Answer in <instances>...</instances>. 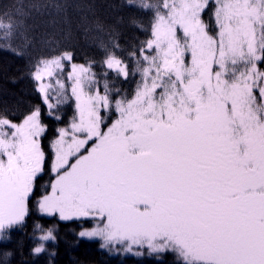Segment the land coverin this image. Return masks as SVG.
<instances>
[{
	"label": "snow or ice",
	"instance_id": "obj_1",
	"mask_svg": "<svg viewBox=\"0 0 264 264\" xmlns=\"http://www.w3.org/2000/svg\"><path fill=\"white\" fill-rule=\"evenodd\" d=\"M127 3L155 10L151 38L138 51L128 49L127 61L118 54V35L109 34L101 46L107 69L125 80L141 75L132 99L116 98L121 90L108 73L98 78L91 62L72 63L68 50L30 64L53 115L69 99L56 72L71 63L78 113L71 132L58 129L52 142L55 180L51 193L38 199V212L93 221L79 236L100 240L109 254H156L162 261L161 254L172 253L176 264H264V0ZM208 8L214 30L202 19ZM0 17L7 18L0 19V49L26 56L30 40L11 42L22 22L6 11ZM113 99L117 118L105 131L101 125L110 117L100 111ZM44 131L38 106L19 124L0 117V240H9L5 230L22 226L28 215L46 163ZM36 229L43 234L34 256L56 240L53 228L37 223ZM11 255L4 252L0 264Z\"/></svg>",
	"mask_w": 264,
	"mask_h": 264
},
{
	"label": "trees",
	"instance_id": "obj_2",
	"mask_svg": "<svg viewBox=\"0 0 264 264\" xmlns=\"http://www.w3.org/2000/svg\"><path fill=\"white\" fill-rule=\"evenodd\" d=\"M151 3L162 4V0H151ZM0 6V11L11 13L17 21L22 22L11 38L13 45L22 46L26 38L31 41L25 49L27 54L24 57L0 49V117L19 123L38 106L40 122L45 128L40 142L46 159L44 171L34 182L24 224L6 229L10 239L0 240V260L4 252H11L6 264H176L169 254L162 255V261H158L156 256L136 258L111 255L100 248L99 242L78 237L80 228L90 226L88 221H84L82 226L81 221L77 220L62 222L54 216L44 217L37 210L38 199L49 194L53 181L52 142L58 135V129L68 127L73 121L75 104L68 79V64L64 63L63 72L57 71L56 76L64 81L69 99L67 103L54 108L53 115H49L36 89L35 80L29 74L34 70L30 64L34 66L41 57L68 50L73 54L72 62L83 65L91 62V69L97 73L98 78L102 72H107L110 83L121 90L120 96L116 98L132 99L137 84L142 82L141 75L137 72L125 80L108 70L102 63L105 52L101 45L107 41L109 34L118 35V42L122 46L118 54L127 61L128 49L134 45L138 51L142 42L151 38L155 10L145 11L129 6L127 0H0ZM18 8L20 12H17ZM159 10L166 12L162 7ZM0 19L7 22L6 17ZM202 19L214 30L211 8L202 13ZM47 24L50 26L47 27ZM137 24L143 27H137ZM4 31L0 29V37ZM3 43L5 41L0 38V44ZM130 67H134V62ZM51 82L55 84L54 79ZM99 92L104 94L102 80ZM112 95L115 96V93ZM112 103H115L114 99ZM109 111H112L111 107L101 115L106 116ZM55 115H59L60 119L56 120ZM37 223L44 230L53 228L56 240L45 242L46 251L34 256L32 249L40 243L38 238L43 234L41 229H36ZM53 252L54 256L51 255Z\"/></svg>",
	"mask_w": 264,
	"mask_h": 264
},
{
	"label": "rangeland",
	"instance_id": "obj_3",
	"mask_svg": "<svg viewBox=\"0 0 264 264\" xmlns=\"http://www.w3.org/2000/svg\"><path fill=\"white\" fill-rule=\"evenodd\" d=\"M170 2H171V0H170ZM209 2L210 3H214V0H209ZM177 3H179V0H177ZM165 10V9H164ZM166 11V10H165ZM165 14H166V12H165ZM188 59H190V57H188ZM64 63H67L68 64V68H69V72H71V63H69L68 61H64ZM72 63H74V62H72ZM75 64H77V65H83V64H79V63H75ZM109 70V69H108ZM110 71H112V70H110ZM69 72H68V74H69ZM113 72V71H112ZM47 80H48V78H45V80L43 81L44 83H48L47 82ZM69 82H70V85H71V88H72V84H73V82L74 81H70L69 80ZM35 83H36V89H37V91H38V87H39V82H37V81H35ZM85 91H88V88L86 87L85 88ZM97 91V89L96 88H93V89H91V92H92V94H95V92ZM39 92V91H38ZM39 94H40V97H41V101H42V103H43V105H45L44 104V102H43V98H42V95H41V93L39 92ZM71 95H72V91H71ZM72 98H73V100H74V103H75V119L77 120V122H78V113H77V109H76V100H75V97L72 95ZM46 107H47V105H45ZM111 108H112V111H109V113L106 115V117H110V119H112V120H114V119H116L117 118V114L115 113V103H111ZM107 110H105V109H103L102 107H101V111H100V114H102L103 112H106ZM113 113L115 114V117L113 116ZM74 118H73V120H74ZM110 119H107L105 122H108L106 125H104V124H102L101 125V127H102V129L103 130H107V127L108 126H110L111 125V123H112V120L111 121H109ZM24 120V119H23ZM23 120L22 121H20L19 123H22L23 122ZM73 122V121H72ZM72 122L70 123V125L68 126V127H65L64 129H67L69 132H71V124H72ZM19 123H17V124H19ZM7 131H11V129H6ZM44 134V133H43ZM58 135H59V133H58ZM58 135H57V137H56V139L58 138ZM78 136H80L81 138H83V136H84V134H82V133H79V134H77ZM67 139H71V137L69 136ZM91 141L89 142V144L88 145H86L85 146V149H81V152L82 153H84V154H86V149L87 148H90L91 147ZM52 153H53V149H52ZM6 159V158H5ZM53 159H54V153H53ZM53 161V160H52ZM52 164V163H51ZM51 172H52V169H51ZM42 174V173H41ZM40 174V175H41ZM39 175V176H40ZM52 175H53V181L55 180V175L53 174V172H52ZM51 193V189H50V192H49V194ZM38 210V209H37ZM39 213V212H38ZM40 214V213H39ZM41 215V214H40ZM42 216H44V217H50V216H45V215H42ZM51 217H53V216H51ZM54 217H57L58 219H59V216H58V214L57 215H54ZM60 220V219H59ZM75 220V219H74ZM61 221V220H60ZM67 221H73V220H67ZM77 221H81V223H80V225L82 226V223L84 222V221H88L89 223H90V226L89 227H82V228H80V230L78 231V237L79 238H81L80 236H79V233L81 232V231H83V230H85V229H91L92 227H94V223H93V221H91V220H87V219H81V220H77ZM62 222H66V221H62ZM40 235H42V234H40ZM81 239H83V240H87V241H97V242H99V244L101 243V241L100 240H98V239H87V238H81ZM117 247H119V246H117ZM103 250H105V249H103ZM107 251V250H106ZM145 251V253H147V249H145L144 250ZM108 252V251H107ZM167 254H169V255H171L172 256V258L175 260V257H174V255L172 254V253H167ZM111 255H118V256H130V257H136V258H140V257H144V256H148L147 254H145L144 256H140V257H137V256H134V255H132V254H130V253H128V254H115V253H113V254H111ZM161 255H164V254H161ZM152 256H156V254H153ZM175 262H176V260H175Z\"/></svg>",
	"mask_w": 264,
	"mask_h": 264
},
{
	"label": "bare ground",
	"instance_id": "obj_4",
	"mask_svg": "<svg viewBox=\"0 0 264 264\" xmlns=\"http://www.w3.org/2000/svg\"><path fill=\"white\" fill-rule=\"evenodd\" d=\"M50 25L49 24H47V27H49Z\"/></svg>",
	"mask_w": 264,
	"mask_h": 264
}]
</instances>
